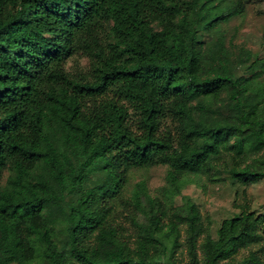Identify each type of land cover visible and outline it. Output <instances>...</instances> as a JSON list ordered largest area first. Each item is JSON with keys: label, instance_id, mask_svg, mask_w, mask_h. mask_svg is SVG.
I'll list each match as a JSON object with an SVG mask.
<instances>
[{"label": "trees", "instance_id": "trees-1", "mask_svg": "<svg viewBox=\"0 0 264 264\" xmlns=\"http://www.w3.org/2000/svg\"><path fill=\"white\" fill-rule=\"evenodd\" d=\"M249 1L0 0V264H159L160 245L166 264H182V228L202 264H264V217L248 193L264 178V59L234 56L224 28ZM76 53L87 71L66 68ZM225 159L244 186L233 221L248 242L224 259L228 224L214 239L182 187L214 180ZM157 164L168 167L160 196L131 188Z\"/></svg>", "mask_w": 264, "mask_h": 264}, {"label": "rangeland", "instance_id": "rangeland-1", "mask_svg": "<svg viewBox=\"0 0 264 264\" xmlns=\"http://www.w3.org/2000/svg\"><path fill=\"white\" fill-rule=\"evenodd\" d=\"M226 47L233 51L234 56H245V51L252 55V59L258 57L264 59V0H250L247 4V12L242 18L232 19L224 25ZM217 35H205V41L214 42ZM66 68L72 73L77 71H87L89 68V59L82 53H76L67 60ZM247 66L240 65L238 74L247 76ZM264 80V73L258 78V82ZM222 115L229 116L239 123H244L245 118L239 109H227L225 103L220 102L216 105ZM198 131L202 130V124H196ZM264 155V151H262ZM225 161L227 163H225ZM216 162L217 170H213L211 177L203 176L201 185L184 184L182 194L189 196L201 209L203 214H208L211 218V235L217 239V231L223 222L229 227L227 243L223 247L222 257L227 258L236 248L242 247L248 242L247 232L243 223L233 221V218L240 214V209L234 204L241 202L237 197L241 194L244 186L235 181L229 172L225 169L226 164L232 167L230 159ZM168 167L166 165L157 164L146 169L135 171L131 188L140 181H144L152 196H160L166 188ZM9 175V171L5 173V180ZM96 180V177H93ZM4 180V181H5ZM248 193L252 199V210L258 215L264 217V178L256 181L248 188ZM182 203L181 196L175 198V204ZM120 229L124 238L133 243L135 241V231L129 220L122 216L119 220ZM181 248L176 254V260L182 264H202L203 255L199 249V242L196 239L194 231H186L182 228L180 236ZM264 245V241H263ZM155 259L159 264L167 263L166 247L160 245L155 250ZM241 256V255H240Z\"/></svg>", "mask_w": 264, "mask_h": 264}]
</instances>
